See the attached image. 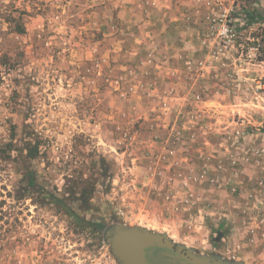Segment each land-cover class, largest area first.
<instances>
[{
    "label": "rangeland",
    "instance_id": "374dc122",
    "mask_svg": "<svg viewBox=\"0 0 264 264\" xmlns=\"http://www.w3.org/2000/svg\"><path fill=\"white\" fill-rule=\"evenodd\" d=\"M128 3L0 0V264H117L115 224L264 264V21L241 16L264 0L184 6L173 84L129 55Z\"/></svg>",
    "mask_w": 264,
    "mask_h": 264
},
{
    "label": "crops",
    "instance_id": "0c3cea01",
    "mask_svg": "<svg viewBox=\"0 0 264 264\" xmlns=\"http://www.w3.org/2000/svg\"><path fill=\"white\" fill-rule=\"evenodd\" d=\"M192 1L128 0L129 3L121 12L120 18L123 23L132 27L129 55L134 63L142 68L158 70L162 80H169L170 84L174 83L172 75L177 72L180 65L185 69L189 63L187 60L192 58L190 55L192 28L186 26L188 28L186 30L185 24L181 28L179 24L192 17L189 12H185L184 7H188ZM170 22L174 24L177 22L179 25L174 33L176 35L174 39L168 36ZM118 37L116 36L115 39H119ZM141 50L144 52V59L138 58ZM137 58L138 62H136ZM165 74H170L171 78L165 77Z\"/></svg>",
    "mask_w": 264,
    "mask_h": 264
},
{
    "label": "water",
    "instance_id": "95a60500",
    "mask_svg": "<svg viewBox=\"0 0 264 264\" xmlns=\"http://www.w3.org/2000/svg\"><path fill=\"white\" fill-rule=\"evenodd\" d=\"M103 239L117 264H244L214 253L198 254L165 233L139 226L111 225Z\"/></svg>",
    "mask_w": 264,
    "mask_h": 264
},
{
    "label": "trees",
    "instance_id": "16d2710c",
    "mask_svg": "<svg viewBox=\"0 0 264 264\" xmlns=\"http://www.w3.org/2000/svg\"><path fill=\"white\" fill-rule=\"evenodd\" d=\"M242 18L245 21L246 25H254L256 23H258L259 21H264V16L262 17V15L256 13L254 11V9H244L243 13H242ZM260 131L262 133H264V122L262 123V126L260 127ZM30 157H34V154L31 153ZM34 185V177H31V175H29V177H27V187H31ZM82 196L79 197V200ZM82 199L85 201V203L87 202V198L82 197ZM105 226L103 225H99L98 226V230L99 232H103L105 230Z\"/></svg>",
    "mask_w": 264,
    "mask_h": 264
},
{
    "label": "built area",
    "instance_id": "2783aa9c",
    "mask_svg": "<svg viewBox=\"0 0 264 264\" xmlns=\"http://www.w3.org/2000/svg\"><path fill=\"white\" fill-rule=\"evenodd\" d=\"M225 31L228 32V30H226V29H225ZM225 31L223 33H225ZM176 134H177V138H178L179 137V131H177Z\"/></svg>",
    "mask_w": 264,
    "mask_h": 264
}]
</instances>
